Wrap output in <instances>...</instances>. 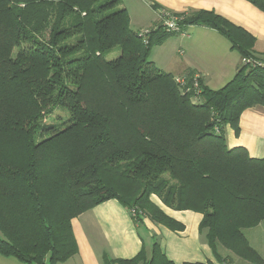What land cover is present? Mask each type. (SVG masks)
Returning a JSON list of instances; mask_svg holds the SVG:
<instances>
[{"label": "trees", "instance_id": "1", "mask_svg": "<svg viewBox=\"0 0 264 264\" xmlns=\"http://www.w3.org/2000/svg\"><path fill=\"white\" fill-rule=\"evenodd\" d=\"M247 1L264 13V0ZM173 14L182 30L213 28L239 53L223 86L198 78L194 88L191 72L180 85L156 67L150 47L179 32L161 22L133 30L122 0H0V255L66 260L77 252L72 219L109 199L137 222L145 214L184 230L156 195L201 214L214 259L176 263L154 242L149 257L141 249L105 264H231L219 246L264 264L243 233L264 223V157L225 137L227 126L239 134L243 111L264 106V52L212 10Z\"/></svg>", "mask_w": 264, "mask_h": 264}, {"label": "crops", "instance_id": "2", "mask_svg": "<svg viewBox=\"0 0 264 264\" xmlns=\"http://www.w3.org/2000/svg\"><path fill=\"white\" fill-rule=\"evenodd\" d=\"M144 2L150 7L149 10L156 14L157 24L161 22L162 14L188 13L200 9L212 10L250 32L255 38L254 49L260 53L264 52V13L247 0H146ZM153 3L157 7L154 8L152 6ZM175 35H177L178 43L180 44L181 42L184 46L182 44L179 45L180 55H184L185 51L204 55L208 51L213 50L214 46L220 48L224 56H231L229 52L233 51L230 48L229 41L223 35L207 26L188 25L183 28V32ZM169 42L170 40L166 39L162 44H159L158 50L163 51L162 46L166 43L169 44ZM231 58L232 62L228 70L224 63L216 66V69L221 71V77L216 75L215 78H212V82L208 80V71L206 72L203 68L195 69L189 65L186 59L175 57L174 63L170 62L171 60L169 59L166 65L169 72L173 71L170 73L175 76H183L191 72L193 75H199L209 88L217 89L233 77L239 66L240 55L238 58L232 56ZM239 125L240 132L237 136L230 127L227 130V145L229 147L243 146L247 149L250 156L263 158L264 106L256 105L243 111L239 119ZM154 202L165 213L184 224V230L182 231L167 230V227L163 225L165 228L163 230L164 235L170 236L171 234V236L178 237L181 240L183 235L188 236L190 234L194 236V241H192L194 243L191 248H187L182 241L180 244H184L183 246L175 245V243H167L166 246H163L162 241L157 242L167 258L176 263L214 259L213 256L208 257L205 252L206 246L204 244L207 243V240L205 243L200 244L197 239L198 237H205L199 231L201 219L199 212L173 210L163 205L158 199ZM142 222L148 225V229L149 226L154 227L152 230L155 229L157 232L155 231L153 234H159L160 228L158 225L155 226L157 223H153L151 220L147 221V218H143ZM136 223L139 222L135 221L129 210L123 207L116 199L106 200L85 210L72 219L77 252L56 264H105V254H110L112 259L131 258L141 249H144L147 257H149L152 243L149 246L144 243L145 240L136 232ZM199 251L202 255H199ZM138 264L142 263L139 262Z\"/></svg>", "mask_w": 264, "mask_h": 264}, {"label": "rangeland", "instance_id": "3", "mask_svg": "<svg viewBox=\"0 0 264 264\" xmlns=\"http://www.w3.org/2000/svg\"><path fill=\"white\" fill-rule=\"evenodd\" d=\"M144 1L143 0H122V4L126 9L128 8L129 15H130L129 16L130 17V27L135 31H143V32L145 31V33H147L150 28L157 25V20H156L157 17H156V14L152 12V10H149L150 7H148ZM166 39H169L170 42L169 44L166 43L167 45L164 44L162 46L163 51L158 50L159 44H157V45H152L148 52V58L153 61L155 66L166 72H169V69L166 65L167 60L170 59L171 60L170 62L174 63L173 61L174 58L178 57L180 59H186L187 62H189V65L194 67L195 69L203 68L206 70V72L208 71V76H207L208 80L209 82H212L211 81L212 78H215L216 75L221 77V71L219 69H216L217 65L224 63V65L226 66L228 70L229 65L232 62L231 56L236 57V58L239 57V53L234 49L233 51L229 52L230 53L229 55L231 56H224V54L221 52V49L215 46L213 47V50L208 51L204 55H200L196 53H189L187 51H185L184 55H180L179 45L182 43L181 42L180 44L178 43L177 35L175 34L169 35ZM118 52H119L118 47H115L109 53H107L105 57L112 58L116 56ZM170 72H173V71H170ZM47 121H50V120L48 119ZM228 129H229V126L225 128V137L227 136ZM151 197L154 201H156L157 199L159 200L158 196L156 195H152ZM141 218H142L141 221H139V223H136L137 224L136 232L141 238L145 240L144 243H146V245L149 246L151 245V243L153 245L154 242L159 243L160 241H162L163 246H166L167 243H170V244L175 243V245H181V246L185 244L187 248L192 247L194 243L192 242L194 241L193 240L194 236L190 234H188V236L183 235L182 240H181L178 237L171 236V234L170 236L164 235L163 230L165 229L164 228L165 226L163 227V225L161 226V224L159 223L155 224V226L158 225L160 228L159 234L158 233H157L158 235L153 234V232L156 231L155 229L152 230L154 227L149 226V229H148V225L142 222L143 218H147V221L150 220V218L147 217L145 214L142 215ZM166 229L168 230L169 228H166ZM243 233L245 237L247 238L248 242L250 243V245L255 250H257V252L262 257H264V223H261L255 227L245 228L243 229ZM204 238L202 237L197 238L200 244L206 242V239L204 240ZM181 241L184 243L183 245L180 244ZM204 245L206 246V251L205 250L204 251L206 252V254H208V257H211V256L214 257V252L212 248L210 247V245H208L207 243ZM219 251L222 253V255H228V259L232 260L231 264H252L250 262H247V261H244L238 258L237 256H235L234 254H232L230 251H228L227 249L223 247L219 246ZM199 255H202L200 251H199ZM104 259H105V262H110V261L113 262L115 258L112 259V256L110 254L108 255L105 254ZM0 264H23V263L13 256L0 255Z\"/></svg>", "mask_w": 264, "mask_h": 264}, {"label": "built area", "instance_id": "4", "mask_svg": "<svg viewBox=\"0 0 264 264\" xmlns=\"http://www.w3.org/2000/svg\"><path fill=\"white\" fill-rule=\"evenodd\" d=\"M180 18H182V16H177V15H174L173 13L172 14L167 13L166 15L162 14L161 23L166 27L167 30H173V31L181 33V32H183V30L177 22ZM143 33H145V31ZM242 61L244 63H247V62H250L251 60L250 59H242ZM198 78H200L199 75L193 76L192 85L194 88H197V86H198ZM175 80L180 85H185V83H186L185 77H183V76H177L175 78Z\"/></svg>", "mask_w": 264, "mask_h": 264}]
</instances>
